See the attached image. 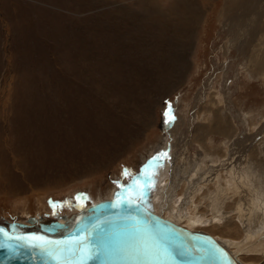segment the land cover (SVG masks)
<instances>
[{"label":"rangeland","instance_id":"374dc122","mask_svg":"<svg viewBox=\"0 0 264 264\" xmlns=\"http://www.w3.org/2000/svg\"><path fill=\"white\" fill-rule=\"evenodd\" d=\"M263 59L264 0H0V220L132 185L264 264Z\"/></svg>","mask_w":264,"mask_h":264},{"label":"water","instance_id":"95a60500","mask_svg":"<svg viewBox=\"0 0 264 264\" xmlns=\"http://www.w3.org/2000/svg\"><path fill=\"white\" fill-rule=\"evenodd\" d=\"M174 120L175 115L169 114L164 120L166 127H170ZM137 192L131 185L110 198L89 205L75 203V211L65 221H60L54 214V217L31 216L28 220L32 224L21 220H0V228L10 236L36 234L61 242L86 235L92 256L85 264H238L223 242L155 213L138 198ZM132 196H136L138 206L121 203ZM114 204L119 206L114 207ZM139 240L156 249V257L129 254ZM50 247L56 250L64 245ZM64 259L68 264H77L78 261L75 255L67 253ZM0 264H57V261L40 248H30L25 241L7 239L0 233Z\"/></svg>","mask_w":264,"mask_h":264},{"label":"snow or ice","instance_id":"6c2138e0","mask_svg":"<svg viewBox=\"0 0 264 264\" xmlns=\"http://www.w3.org/2000/svg\"><path fill=\"white\" fill-rule=\"evenodd\" d=\"M168 113H165L167 116ZM77 200L80 199L79 196L76 197ZM51 203V202H50ZM121 203H127L129 206H138L136 196L128 197L125 200L121 201ZM57 206L63 207L64 204L60 203L59 205L53 203V214H55V209ZM114 207L119 206V204H114ZM0 233H2L7 239H16L26 242V246L28 247H37L40 248L41 251H44L48 254V256L57 261V264H68V262L64 259V254L67 253L69 255H75L78 258L77 264H85V262L91 259L92 251L90 246L87 245L88 237L86 235H80L79 237L70 238L66 241H52L47 239L42 235L33 234L31 236L17 235L10 236L8 232H6L3 228H0ZM56 245H64L63 248L60 249H52L50 246ZM129 254L138 255L142 257H156L157 250L151 246H148L144 240H139L136 243V246L132 247L129 250ZM15 255V253H13Z\"/></svg>","mask_w":264,"mask_h":264},{"label":"bare ground","instance_id":"6f19581e","mask_svg":"<svg viewBox=\"0 0 264 264\" xmlns=\"http://www.w3.org/2000/svg\"><path fill=\"white\" fill-rule=\"evenodd\" d=\"M251 4V3H250ZM256 4H257V2H256ZM239 6V5H238ZM241 17V16H240ZM261 18V17H260ZM243 43H244V41H243ZM252 58V57H251ZM254 60V59H253ZM264 60V59H263ZM262 61V60H261ZM252 63V62H251ZM260 72V71H259ZM262 74V73H261ZM177 121V116H176V119L174 120V122L171 124V126L170 127H166V125L164 124V126L162 127V130L163 131H165V132H168L171 128H173V126H174V124H175V122ZM218 131H220V130H218ZM225 131V130H224ZM217 132V131H216ZM224 133V132H223ZM221 134V133H220ZM244 172V171H243ZM241 174V173H240ZM243 176V175H242ZM250 178V177H249ZM225 183V182H224ZM229 183H230V181H229ZM231 184V183H230ZM242 184V183H241ZM226 185V184H225ZM228 185V184H227ZM246 185V184H245ZM219 186V185H218ZM228 186H231V185H228ZM224 187V186H223ZM234 187V186H233ZM232 187V188H233ZM200 188V187H199ZM219 188H221V187H219ZM227 188V190L229 189L228 187H226ZM226 188H223V189H226ZM231 188V187H230ZM222 189V188H221ZM220 189V190H221ZM252 189V188H251ZM258 189V188H257ZM256 189V190H257ZM217 190H219L218 188H217ZM216 190V191H217ZM219 190V191H220ZM197 191V190H196ZM258 191V190H257ZM195 192V191H194ZM193 192V193H194ZM221 192H223V191H221ZM221 192H217V193H221ZM196 193V192H195ZM224 193V192H223ZM258 193V192H257ZM142 194V193H141ZM192 194V193H191ZM192 195H194V194H192ZM216 195H218V194H216ZM221 195V194H220ZM222 196V195H221ZM139 199H140V195H139V197H138ZM144 198V197H143ZM142 198V199H143ZM193 198V197H192ZM260 199V198H259ZM145 203H147V205L151 208V206L149 205V203L147 202V196H146V198H144V200H143ZM198 206V205H197ZM259 206V205H258ZM216 208V207H215ZM219 208H221V207H219ZM257 208V207H256ZM218 209V208H217ZM151 210H153L152 208H151ZM179 210V209H178ZM244 210V209H243ZM154 211V210H153ZM213 211V210H212ZM216 211V210H215ZM238 211H239V209H238ZM155 212V211H154ZM241 212V211H240ZM156 213V212H155ZM216 214V213H215ZM240 214V213H239ZM72 215V214H71ZM71 215H69V217L71 216ZM244 216V215H243ZM39 217H41V216H39ZM39 217H35V218H39ZM69 217H64V215H57L56 216V218H58L60 221H65L66 219H68ZM163 217V216H162ZM215 217V216H214ZM217 217V216H216ZM165 218V217H164ZM167 219H169V218H167ZM216 219V218H215ZM169 220H171V219H169ZM40 221H42V219L40 220ZM171 221H173V220H171ZM217 221V220H216ZM173 222H175V221H173ZM189 222H191L192 224H197V223H200V225H202V223L203 222H201V220L199 219L198 221H193V220H191V221H189ZM215 222V221H214ZM25 223H29V224H32V222H30L29 220H27ZM34 223V222H33ZM176 223V222H175ZM178 225H181V224H179V223H177ZM221 224V223H220ZM261 225H263V222H262V224ZM182 226V225H181ZM183 227H185V226H183ZM186 228H188V227H186ZM190 229V228H189ZM192 230V229H191ZM194 231V230H193ZM196 231V230H195ZM199 232H201V231H199ZM203 233H205V232H203ZM209 234V233H208ZM211 235V234H210ZM250 239V238H249ZM260 239H261V237H260ZM229 243V242H228ZM244 244V243H243ZM230 247V246H229ZM234 256V255H233ZM235 257V259L237 260V262H238V264H242L240 261H239V259L236 257V256H234Z\"/></svg>","mask_w":264,"mask_h":264},{"label":"flooded vegetation","instance_id":"af4514ba","mask_svg":"<svg viewBox=\"0 0 264 264\" xmlns=\"http://www.w3.org/2000/svg\"><path fill=\"white\" fill-rule=\"evenodd\" d=\"M74 206V205H73ZM74 208V207H73Z\"/></svg>","mask_w":264,"mask_h":264}]
</instances>
